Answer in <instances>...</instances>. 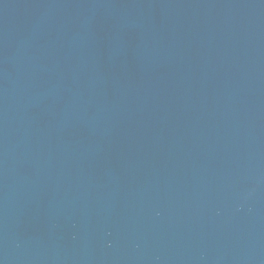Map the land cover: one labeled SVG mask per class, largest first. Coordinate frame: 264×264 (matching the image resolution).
<instances>
[{"label": "water", "instance_id": "95a60500", "mask_svg": "<svg viewBox=\"0 0 264 264\" xmlns=\"http://www.w3.org/2000/svg\"><path fill=\"white\" fill-rule=\"evenodd\" d=\"M0 264H264V0H0Z\"/></svg>", "mask_w": 264, "mask_h": 264}]
</instances>
